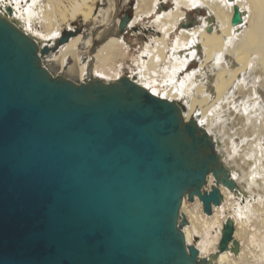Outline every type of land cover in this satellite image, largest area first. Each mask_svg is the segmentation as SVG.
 <instances>
[{"label":"water","instance_id":"95a60500","mask_svg":"<svg viewBox=\"0 0 264 264\" xmlns=\"http://www.w3.org/2000/svg\"><path fill=\"white\" fill-rule=\"evenodd\" d=\"M242 19L234 7L231 25ZM80 32L50 48L0 16V264H211L236 248L230 219L214 255L186 245L183 199L210 215L219 186L236 185L178 103L126 77L78 83L44 66Z\"/></svg>","mask_w":264,"mask_h":264},{"label":"bare ground","instance_id":"6f19581e","mask_svg":"<svg viewBox=\"0 0 264 264\" xmlns=\"http://www.w3.org/2000/svg\"><path fill=\"white\" fill-rule=\"evenodd\" d=\"M104 1L106 11L96 8L99 0H0V16L50 48L81 17L83 32L43 60L53 76L78 83L126 77L178 103L184 120H194L212 138L236 185L234 191L219 186L222 201L210 215L196 198L191 204L183 199L186 245L195 246L200 258L214 255L230 219L238 245L211 264H264V0H138L122 31L120 13L128 0ZM234 7L243 12L237 26L231 25ZM190 12L203 16L190 24ZM144 18L154 20L138 31L151 29L153 42L144 44L132 60L135 69L122 76L117 65L128 53L124 32ZM98 34L103 41L94 48ZM212 185L209 175L202 191Z\"/></svg>","mask_w":264,"mask_h":264},{"label":"rangeland","instance_id":"374dc122","mask_svg":"<svg viewBox=\"0 0 264 264\" xmlns=\"http://www.w3.org/2000/svg\"><path fill=\"white\" fill-rule=\"evenodd\" d=\"M138 2V0H128V3L124 6V8L121 9V13L120 16L122 18H125V16H128L131 20L134 18V11H135V6L136 3ZM103 3V5H102ZM105 1L104 0H99V2L96 4V8H103V11L108 10V4H104ZM171 3V2H170ZM203 13V11H201ZM201 16H203V14H196L195 12H190V19H197L200 18ZM145 20V21H144ZM154 20V18H144L143 21H141L138 25H135L134 28L132 29V31L130 30H126V32H124V42L126 44L128 53L126 55V58L124 61H122V66H118L117 65V69L121 70V75L125 76L127 74L130 73L131 69H135L134 65H132L133 63V58H135L137 55H140L144 44L148 43V42H153V31H151V29H144L143 31H138L141 30V28H143V24H147L148 22H152ZM148 21V22H147ZM142 24V25H141ZM144 24V25H145ZM70 26L73 29H80L81 32H83L84 30V26L82 23V18H78L77 20H75L74 22H70ZM64 30L66 29V27L63 25L62 27ZM63 31V30H62ZM94 34V33H93ZM101 35H96V38L94 42V48L95 46H97V44L99 42H102V36ZM129 45H128V44ZM128 45V46H127ZM94 53V50H92V54ZM182 103H184V100L182 101ZM239 129V128H234V130ZM235 141L237 143H239L238 137H235Z\"/></svg>","mask_w":264,"mask_h":264}]
</instances>
